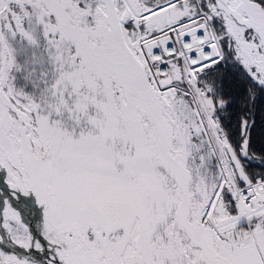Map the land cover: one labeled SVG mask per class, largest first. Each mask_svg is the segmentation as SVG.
<instances>
[{"label":"snow or ice","instance_id":"snow-or-ice-1","mask_svg":"<svg viewBox=\"0 0 264 264\" xmlns=\"http://www.w3.org/2000/svg\"><path fill=\"white\" fill-rule=\"evenodd\" d=\"M0 264H264V0H0Z\"/></svg>","mask_w":264,"mask_h":264}]
</instances>
